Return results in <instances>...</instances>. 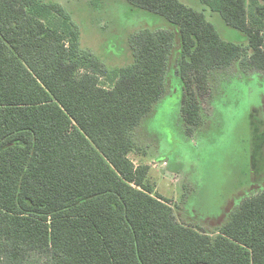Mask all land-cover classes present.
Listing matches in <instances>:
<instances>
[{
    "label": "trees",
    "instance_id": "16d2710c",
    "mask_svg": "<svg viewBox=\"0 0 264 264\" xmlns=\"http://www.w3.org/2000/svg\"><path fill=\"white\" fill-rule=\"evenodd\" d=\"M127 1L178 27L189 133L202 125L212 71L238 61L264 74V0H200L248 47L180 0ZM175 39L143 30L134 64L109 70L80 48L61 5L0 0V264H264V190L212 228L191 225L131 159Z\"/></svg>",
    "mask_w": 264,
    "mask_h": 264
},
{
    "label": "rangeland",
    "instance_id": "374dc122",
    "mask_svg": "<svg viewBox=\"0 0 264 264\" xmlns=\"http://www.w3.org/2000/svg\"><path fill=\"white\" fill-rule=\"evenodd\" d=\"M59 4L80 31V48L91 51L109 70L135 62L132 39L143 30L176 32L163 98L133 132L131 159L150 167L155 195L170 200L178 217L212 228L228 219L246 198L264 190V74L235 61L209 75L211 94L202 98V125L188 132L181 107L184 84L177 74L181 58L178 27L167 18L127 0H44ZM207 10L220 36L243 47L248 37L228 26L200 0H184ZM260 141V142H259ZM258 143L261 152L255 156Z\"/></svg>",
    "mask_w": 264,
    "mask_h": 264
},
{
    "label": "crops",
    "instance_id": "0c3cea01",
    "mask_svg": "<svg viewBox=\"0 0 264 264\" xmlns=\"http://www.w3.org/2000/svg\"><path fill=\"white\" fill-rule=\"evenodd\" d=\"M182 3H184L185 5H187V6H189V7H191L190 5H188L187 3H185V1L184 0H180ZM207 7V6H206ZM191 8H194V7H191ZM208 8V7H207ZM194 9H196V8H194ZM209 9V8H208ZM196 10H198V9H196ZM199 11V10H198ZM207 10H203V11H201V12H206Z\"/></svg>",
    "mask_w": 264,
    "mask_h": 264
}]
</instances>
